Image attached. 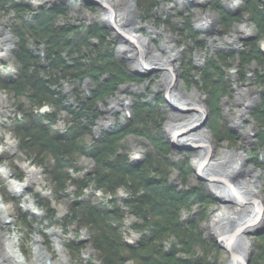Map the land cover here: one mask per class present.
<instances>
[{
	"label": "rangeland",
	"instance_id": "obj_1",
	"mask_svg": "<svg viewBox=\"0 0 264 264\" xmlns=\"http://www.w3.org/2000/svg\"><path fill=\"white\" fill-rule=\"evenodd\" d=\"M3 1V6H0V28L7 36L8 42L5 58H0V81L2 83L13 81L21 75L23 66L27 70L23 61L18 60L19 54L22 52L18 49V38L12 35L13 30L18 31L19 25L23 26L21 31L26 30L35 23L34 18L39 14L53 11L62 17L60 22L56 20L58 22L54 23L55 30L63 29L67 33V38L75 41L73 43L71 41V46L81 42L79 40L81 38H86L87 42L90 43L89 49L86 52L82 50V53H76L77 56L73 53L66 54L65 50L61 52V62L64 66L66 65L72 72L92 71L98 74L99 78L108 79L109 70H106L104 61L98 60L100 56L96 55L105 52L112 54V59L116 63L121 64L135 78H139V82L128 81L118 85L115 87L112 96L98 105V115L92 124V136L95 138L101 132H110L115 128L125 126L133 117V107L136 102L134 97L140 96L137 98H142L147 104L153 106V113L156 114L157 121L163 119L164 138L168 143L174 144L170 139L166 125L171 119H178L182 115V111L172 107L163 91L157 88L160 81V71L148 69V71L140 72L135 70L132 60L120 49V39L114 37L110 27L101 20L103 16L100 6L90 12L91 9L85 5L94 0ZM115 1L126 3L120 9L129 16L130 21L132 20L131 23L136 34L147 41L153 49L155 48L154 50L162 56H166L169 51L162 50V46L166 42L167 46H172L171 49L176 55L173 65L177 67L180 93L191 95L194 99L200 100L205 107L204 119L196 131H202L205 136L213 141L214 157L221 153L243 157L242 170L253 171L250 176L245 178L247 184L257 188V190L259 188L258 191L264 201V147L261 148L259 141V135L264 131V122H255L257 116H255V111L259 110V103L264 95V86L261 83L263 80H260V78L264 79V68L259 67L256 61L248 62L241 68L239 66L240 58L238 59L239 52H242L245 45L251 48L252 52H254L253 46L255 45L260 50L264 62V32L258 35L259 30L251 21L254 14H251L252 12L264 11L263 0H253L249 11L246 10L247 0ZM11 5L21 8L18 17L12 14L15 9L13 10ZM222 14L236 20L226 23L221 20ZM188 18L189 23L187 24L186 19ZM97 27L103 32L105 31V36L100 37L102 39L91 33ZM26 35L28 34H24L23 38L28 49L27 53H33V58L30 60L31 67L40 66L43 70L49 69L51 61L50 58L48 61V53H45L46 45L44 42L37 41L38 46L35 45L37 46L35 48L31 42L33 39L28 36L27 40ZM195 45H197L196 48ZM100 46L101 49L97 51ZM18 51L19 53H17ZM217 53L224 56L231 55L232 61L222 64V69L225 71L223 81H226L229 87H225L224 97H221L218 103L220 117L215 119L214 127L210 129L209 120L211 117L206 103L212 95L207 93L208 90H203L204 87L199 84L190 82L188 84L180 81L181 75H183L182 70L185 69L181 66L182 63L185 64V61H190L196 73L200 70L207 72L206 64L209 63H204L205 57L217 55ZM216 58L217 56H215ZM76 62L83 64V67H80L82 70L72 68ZM107 66L109 68V65ZM62 69V66L57 65L51 68L49 74H52V80L49 86L52 85L55 92L61 93L62 101L59 104L66 103L65 105L76 110L81 105L79 98H88L93 90V84L88 82V79H84L88 78L86 72L82 76L79 74L80 76L76 78L71 77V75L63 77L61 76L63 74ZM23 73L25 72L23 71ZM42 77L44 78V75ZM45 77L47 78V76ZM53 78L56 79L55 84ZM197 79L199 78L194 80ZM215 86L216 84L213 88ZM0 88L2 89H0V168L6 167L10 171L8 179L0 178V206L2 203L10 207L13 212L12 220L0 222V233L17 236L15 246L24 254L28 264H41L40 258L38 259V256L35 255V248H40L48 256L49 261H46V264H103L100 261L99 253L93 249V243L100 241V238L102 243L105 242L102 237V231L105 228L104 226L98 227V221L104 223L103 212L112 206L123 209L122 225L117 234L123 237L127 244L136 246L149 239L152 233L134 231L137 221L130 214L125 213L123 204L126 198L129 199L127 191L119 189L115 197L111 198L109 194L97 189L96 185L92 184L82 188L83 184H79L81 180L94 175L95 166L92 165L90 158L83 155L76 156L73 165L64 169L65 173H63L59 172V169L58 171L55 169L54 161L48 155L39 156L29 145H25L28 141L26 133L31 129H29V124L21 118L23 116L21 110H26L22 112H25L27 117L32 112L34 116L31 118L39 123H46V120L50 121V119L44 118L50 114H44L41 111L44 106L30 108V102L26 98L19 99L20 97H15L12 90L2 86ZM239 95L250 100L247 108L240 105ZM45 107L48 113L55 110L51 105ZM67 122V116L64 113L59 114L55 126L50 128L52 130L51 136L66 131ZM224 126H226L227 131L229 130L233 134L231 138L224 136L223 139L219 140L221 136L216 137L212 129L223 130ZM83 143L88 146L91 143L90 137L85 138ZM121 146L123 153L133 164H138L144 160L147 154L154 153L152 146L137 136L126 137ZM175 146L176 148L170 153L169 159L177 166L189 164L191 170V175L188 177L184 188L189 191L201 186L207 194L212 196L213 193L204 178L195 173L192 164V158L196 156L195 149L176 144ZM24 167L37 174L39 183L27 186L21 196H16L9 189L8 183L10 181L18 184L24 183L26 180ZM211 169L214 172L217 170L213 167ZM218 172H220L219 169ZM58 174L65 177L61 183L56 181ZM254 174L256 175L254 176ZM236 176L241 177L242 175L238 173ZM168 180L171 184L178 186L177 193L185 191L180 188L182 186L177 171L171 172ZM97 186L99 187L98 184ZM85 208L91 209L99 215L100 218L94 225H86L90 215L87 214L88 211L86 212ZM220 210L221 204L218 202L215 205L207 204L202 207L194 204L179 212L180 220L185 225H189V222L196 224L206 244L201 248H194V252L188 254L191 260L194 258L201 259L208 254L210 263L226 264L228 261V255L223 251L222 246L210 229L211 219ZM202 212L205 214L203 220H201ZM105 225L108 228H114L110 224V226ZM262 231L264 232V223L256 230L258 233ZM254 234L255 232L247 234L250 242L247 255L249 259H253L254 254L259 252L261 244L255 239ZM165 247L166 250L171 247L168 241L165 242ZM125 252L126 250L118 252L121 260L125 259L122 264H138L136 260L134 262L129 260L133 254H125ZM59 253L64 254L60 255ZM194 253L196 254L194 255ZM178 254L180 253L178 252ZM110 259L112 260V258ZM139 260L141 259L139 258ZM245 264H252V262L246 261ZM256 264L263 263L256 262Z\"/></svg>",
	"mask_w": 264,
	"mask_h": 264
},
{
	"label": "trees",
	"instance_id": "obj_2",
	"mask_svg": "<svg viewBox=\"0 0 264 264\" xmlns=\"http://www.w3.org/2000/svg\"><path fill=\"white\" fill-rule=\"evenodd\" d=\"M252 1L247 0V11H249ZM3 3L4 1L0 0V6ZM11 6L13 10L15 9L14 16L18 17L21 8ZM251 14H253L251 21L254 22L259 33L262 34L264 32V11L257 10ZM56 16L59 15L53 11L42 12L34 18L35 23L28 29L21 31L23 26L19 25L18 31L15 32L13 30V35L18 38V49L22 52L19 54L18 60L23 61L27 70L22 65L23 70H21V75L15 80L6 86L0 83V87L12 90L15 97H20L19 99L26 98L30 102V108L34 106L41 108L42 106L51 105L55 109L49 116H44L45 119H50V121L46 120V123H39L31 118L34 116L32 112L30 113V118L27 117L26 113L22 112L26 110H21V114H23L21 118L25 123L29 124V129H31V131H27L26 133L28 144L26 143L25 145H29L39 156L48 155L54 161L53 165L55 169L57 171L59 169V172L63 173H65L64 169H68L73 165L76 156H87L93 162L95 170L94 175H90L79 182L80 185L83 184L82 188L92 184L96 185L97 189H101V192L109 194L111 198L115 197L119 189L128 192L129 199L126 198L123 207L125 208V213L130 214L137 221L134 226L136 230L134 231L143 233L147 231L149 234H152L149 239L142 241L139 245L129 246L124 244L122 237L117 234L122 225L123 209L115 206L107 208L103 212L105 217L103 219L104 223L98 221V227L104 226L105 228L102 231V237L105 239V242L102 243V239L100 238V241L93 243V249L99 253L100 261L103 264H115V262L122 264V261L125 259L121 260L118 252L124 250H126L125 254H133L129 260L133 262L136 260L138 264H211L208 260V254L201 259L196 258V260L193 257L194 260H191L189 255L194 252V248H201L206 244L196 224L189 222V225H185L179 216V212L182 209H187L194 204H198L200 207L212 204L211 199L204 197V189L201 186L189 191L183 189L188 177L191 175L190 166L185 163L183 166L178 167L169 159L173 148L164 138L162 131L163 119L161 118L157 121L156 114L153 113V106L147 104L142 98H137L140 96H135L136 102L133 107V117L125 126L115 128V130L110 132H101L95 138L92 136V124L96 121V116L98 115V105L111 97L113 92H115V87L118 85L128 81L139 82V78H135L121 64L116 63L112 59V54L105 52L96 55L100 56L98 60L104 61L106 70H109L108 79L103 80L92 71L72 72L66 65L65 67L61 62V52L65 50L66 54L73 53L74 55L78 52L82 53V50L86 52L89 49L90 43L87 42L86 38H81L79 40L82 43L78 42V44H72L71 46V41L72 43L75 41L69 40L66 36L67 33L63 29L55 30L52 21ZM221 20L231 23L236 19H231L230 16L222 14ZM91 33L99 38L103 37V35L105 36V31L103 32L98 27L93 29ZM24 34H28L26 35L27 40L28 36H30L35 43L37 41L44 42L46 45L45 53H48V61L49 58L51 61L49 69L43 70L40 66L31 67L30 60L33 58V53H27L28 49L25 46ZM248 44L250 45V43ZM245 46L247 47V45ZM253 48L254 52H252L251 48L247 47L246 53L241 54L239 64L241 68L252 61H256L259 67L264 68L260 50L255 45ZM100 49L101 46L97 51ZM217 55L216 61L206 62L209 63L208 65L206 64L207 72L200 70L196 73L190 61H185V64L182 63V67H185L181 76L184 79V83L189 84L190 80L187 79L193 81L198 76L202 82L201 86L204 87L203 90H208L207 93L212 95L211 99L206 103L211 117L209 120L210 129L214 127L213 122L215 119L220 117L218 103L220 98L224 97L225 87H229L228 83L223 81L225 71H223L221 64L226 63V58L219 53ZM80 56H83V54H80ZM56 65L62 66L61 72L63 74L61 76L63 77L71 75V77L74 76L76 78L86 72L88 78L84 79L90 78L93 81L94 87L89 97L85 99L79 98L81 105L76 110L65 105L66 103L63 105L59 104L62 101L61 93L55 92L52 85L49 86L52 80V74H49V72ZM107 65H109V68ZM80 67L82 68L83 64L76 62L72 68L78 69ZM41 74L44 75L45 79ZM53 80L55 84L56 79L53 78ZM260 80H263L261 83L264 86V79L260 78ZM195 83L193 82V84ZM214 84L216 86L213 88ZM62 112L66 113L71 122V127L61 134L51 136L50 125L57 122L58 115ZM255 116L256 120L253 118L255 122H264V95L259 103V110L255 111ZM212 132L216 137L221 136L219 140L223 139L224 136L231 138L233 134L231 131L226 130V126L223 127V130L212 129ZM128 136L143 138L152 146L154 153L147 154L145 159L139 164L129 162L121 146V143ZM87 137L91 139L89 147L83 143ZM259 138L262 148L264 147V131L261 132ZM89 148L90 151L86 152L85 150ZM173 171L178 172V178L183 187L182 190H185L181 193H177L178 188L168 180ZM64 178L63 175L58 174L56 181L61 183L64 181ZM85 211H88L87 214L90 215L86 225L91 226L97 223V219L100 218L99 215L91 209L87 210L85 208ZM204 215L202 212L201 220H203ZM105 224H110L114 228H108ZM257 240L261 242L259 252L254 254L251 262L252 264H256V262L264 264V232ZM155 241L156 243L154 244ZM167 241L171 246L168 250L165 247V242ZM182 256L183 258H181Z\"/></svg>",
	"mask_w": 264,
	"mask_h": 264
},
{
	"label": "bare ground",
	"instance_id": "obj_3",
	"mask_svg": "<svg viewBox=\"0 0 264 264\" xmlns=\"http://www.w3.org/2000/svg\"><path fill=\"white\" fill-rule=\"evenodd\" d=\"M92 3H94V6H92ZM85 5L91 8L90 12H93L97 6H100L101 15L103 16L101 20L110 27L113 36L120 39V49L132 60V65L135 70L140 72L148 71V69L160 71V81L158 82L157 88L163 91L168 103L172 107L182 111V115L178 119H171L166 125L170 139L178 146H186L195 149L196 156L192 158L195 173L204 178L210 191L213 193L212 196H215L214 198L216 200L207 194L202 187L205 193L204 197L211 199V203L214 205L218 202L221 204L220 212L215 214L211 219L212 224L210 225V229L222 246L221 248H223V251L228 255L226 264H245L246 261H251L252 259L247 258L250 248L247 234L255 232L253 236L257 239L263 231L258 233L256 230L264 223V201L262 200L261 193L258 191L259 188L257 190V188L248 185L245 179L250 176L253 171L242 170L241 165L244 164V159L238 155L221 153L217 157H214L213 141L205 136L202 131H196V128H198L204 119L205 107L200 100L194 99L191 95L180 93L178 89L177 67L173 65L176 55L173 53V49H171L172 46H167L166 42L164 46H162V50L169 52L166 56H162L154 50L155 48L153 49L151 45H148L147 41L136 34L133 24L131 23L132 20L130 21L129 16L121 10L122 6L126 5L124 1L94 0L90 2V4ZM61 19V16H57V19L53 18V21H51L56 23L58 21L60 22ZM188 20L189 18L186 19V21ZM188 23L189 21L187 24ZM13 34L12 32V35ZM258 35L261 34L258 32ZM7 42V36H5L2 28H0V58H5ZM31 42L33 47L37 45L33 40H31ZM37 46H35V48ZM196 46L197 45H195V48ZM247 47L244 46L242 48V52H239L240 55H238V59L241 54L246 53ZM215 56L218 55H207L204 59V63L216 61L217 59H215ZM224 57L226 58V62L232 61L230 58L231 55L228 54ZM183 80L184 79H181L180 81L183 82ZM187 80H190V83L196 82L195 84L202 85L199 79L193 81H191V79ZM11 82L12 81L1 83L6 86ZM88 82L93 83L90 78ZM92 87H94V85H92ZM239 99L240 105L245 108L250 104V100L244 99L243 95H239ZM43 113L50 114L51 112L48 113L46 109ZM62 113L66 115L65 112ZM70 125L71 122L68 118L66 130L71 127ZM54 126L55 123L51 124L50 128ZM50 131L52 130L50 129ZM85 151L89 152L90 148ZM139 163H141V161ZM92 165H94L93 162ZM178 166L181 167L183 164ZM212 167L217 170H215V172L212 171ZM253 167L255 168V165ZM24 168L26 176L24 183L18 184L13 181L8 183L9 189L16 196H21L27 186L33 183H39L37 174L27 167ZM218 169L220 172H218ZM238 173L242 176H236ZM9 175L10 171L6 167L0 168V178L8 179ZM255 175L256 174H254V176ZM180 188L182 189L183 187ZM12 214L11 208L1 203L0 222L12 220ZM16 239V235L11 236L0 233V264H28L23 256L24 254L15 246ZM122 241L124 244L129 245L125 242L123 237ZM59 254L63 255L64 253ZM35 255L38 256V259L40 258L41 264H46V261H49L48 256L42 252L40 248H35Z\"/></svg>",
	"mask_w": 264,
	"mask_h": 264
},
{
	"label": "water",
	"instance_id": "obj_4",
	"mask_svg": "<svg viewBox=\"0 0 264 264\" xmlns=\"http://www.w3.org/2000/svg\"><path fill=\"white\" fill-rule=\"evenodd\" d=\"M263 3H264V0H263ZM94 5V3H92ZM44 110H46V107L42 108L41 111L43 112ZM170 144V143H169ZM174 149L176 148L175 144H170Z\"/></svg>",
	"mask_w": 264,
	"mask_h": 264
}]
</instances>
